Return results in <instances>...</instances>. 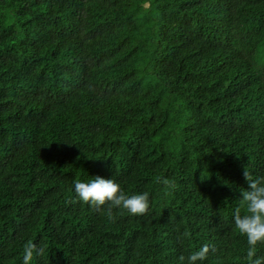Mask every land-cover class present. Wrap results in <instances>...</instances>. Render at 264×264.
<instances>
[{
  "label": "trees",
  "instance_id": "16d2710c",
  "mask_svg": "<svg viewBox=\"0 0 264 264\" xmlns=\"http://www.w3.org/2000/svg\"><path fill=\"white\" fill-rule=\"evenodd\" d=\"M245 168L264 176V0H0V264L28 240L31 264H187L204 244L196 264H247ZM95 176L149 211L78 201Z\"/></svg>",
  "mask_w": 264,
  "mask_h": 264
},
{
  "label": "clouds",
  "instance_id": "9594fccd",
  "mask_svg": "<svg viewBox=\"0 0 264 264\" xmlns=\"http://www.w3.org/2000/svg\"><path fill=\"white\" fill-rule=\"evenodd\" d=\"M243 176L248 182V188L241 191L240 197L244 214H241V207L235 209L234 225L235 229L247 238V264H264V257L257 255V246L264 245V176L254 178L247 168L244 169ZM156 183L162 184L165 189L175 188V181L167 177L158 176ZM74 192L78 201L97 210L104 208L108 220L112 222L116 219L114 209L127 210L132 215H144L149 211L151 203L149 192L129 195L116 180L101 176H95L89 181L75 180ZM182 236L187 239L191 237V233L186 230ZM210 250H214L213 245H202L187 257V264L205 260ZM23 252V264H31L34 255H44L45 248L38 246L33 240H28L23 246ZM185 259L183 255L179 257L181 264H184Z\"/></svg>",
  "mask_w": 264,
  "mask_h": 264
}]
</instances>
